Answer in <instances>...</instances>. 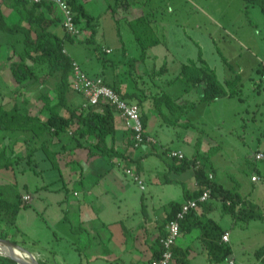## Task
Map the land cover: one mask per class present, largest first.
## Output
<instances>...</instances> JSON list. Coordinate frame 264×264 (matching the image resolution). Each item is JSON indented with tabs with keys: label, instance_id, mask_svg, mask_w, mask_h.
Segmentation results:
<instances>
[{
	"label": "rangeland",
	"instance_id": "374dc122",
	"mask_svg": "<svg viewBox=\"0 0 264 264\" xmlns=\"http://www.w3.org/2000/svg\"><path fill=\"white\" fill-rule=\"evenodd\" d=\"M84 1L86 8L96 16L95 32L92 35L90 30L84 29L75 41L67 42L70 53L83 69L91 75L103 74L109 81H117L123 91L134 94L130 97L133 101L143 99V106L153 109L151 121L165 119L160 111L174 120L180 118L162 122L161 127L154 130L159 148L162 144L164 148L182 150L190 158L194 154L209 156L216 168L217 180L223 185L251 182L254 159H249L254 157L257 149H264V11L260 5H247L244 0ZM56 9L61 15V9ZM139 17L145 19L135 24L137 30L160 40L145 57L141 56L132 30L133 21ZM55 30H61V26H56ZM107 47L113 51L107 52ZM199 51L221 81L239 78L237 95L212 102L202 101L200 92L195 90L185 95L187 84L181 79L176 81V78L181 64L189 59L196 60ZM164 64L169 70L152 76L154 69L159 70ZM72 89H69V94L79 103L83 95ZM42 90V93H49L45 87ZM0 91V107L11 109L17 102L22 105L20 96H10L6 86H1ZM21 91L28 95V90ZM166 91L175 99L183 97L184 107L173 113L163 101L157 106L155 102L159 98L154 96ZM56 93L57 90L53 95L57 99ZM193 102L196 107L188 109L187 105ZM0 130L5 138L8 137L9 130L1 127ZM14 132L26 133L22 128ZM24 137L27 140L22 139L23 147L19 144L14 145V150H11L12 146L0 147V154L4 152L3 156L0 155V163L10 159L9 166L0 167V196L12 202L17 193L24 199L30 194L32 204L26 208L22 206L15 219L13 215L0 212V235L33 252L44 264H64L67 257L76 261L79 254L73 249L77 241V234L72 232L74 220L71 223L64 218L65 206L59 211L60 190L54 189L46 194L41 184L44 180L46 182L45 172L49 171L44 165L47 161L40 160L45 153L38 151L27 156L32 147L41 146V139L34 143L28 133ZM50 147L56 151L54 146ZM57 154L54 159L57 168L53 173L58 176L62 173L68 189H71L73 182L66 172L65 161ZM151 157L164 164L172 161L165 153ZM259 163L264 164V159ZM189 170L193 175L195 169ZM261 173L264 176L263 170ZM144 178L145 195L148 196L155 184L147 173ZM163 185L172 189L175 199L183 198L189 187L181 182ZM259 199L263 200L261 194ZM210 200L213 209L209 217L222 228L226 227L229 220L232 222V215L224 211L221 199ZM48 202V209L42 207ZM239 223L238 227L229 223L232 231L230 255L218 261L212 260L207 249L198 243L203 251L197 253L193 250L188 263L230 264L233 258L237 264H264L256 255L261 246L254 248L264 241V219L253 221L250 229H244Z\"/></svg>",
	"mask_w": 264,
	"mask_h": 264
},
{
	"label": "crops",
	"instance_id": "0c3cea01",
	"mask_svg": "<svg viewBox=\"0 0 264 264\" xmlns=\"http://www.w3.org/2000/svg\"><path fill=\"white\" fill-rule=\"evenodd\" d=\"M4 8L7 9L6 14L9 15L8 21L16 23L23 22L22 18L15 10H10L6 6H4ZM55 11L57 12L58 10L55 9ZM57 16L62 18V13L60 15L57 12ZM59 25L61 26V30L57 31L62 33V21ZM1 33L2 32H0V37H2L0 39V87L6 86L10 96H20L22 105H19L18 102L16 104L21 111L25 110L37 114L42 120L46 119L49 115V111L44 108L45 101L42 97V88H47L49 94L51 93L50 96L52 97L51 100L53 103L57 102L58 99L54 98V95L56 87L60 82L59 76L61 73L57 72L53 76L48 77L45 81L26 85L19 84L16 82L9 67V56L13 55V59L17 57L14 53V45H16L18 50L22 49V43L17 42L21 37L20 35L14 37ZM15 43H18V46ZM107 49H111V52L113 51L110 47H107ZM66 50L72 55L68 47H66ZM72 57L77 60L73 55ZM89 75L102 76L107 82L116 84L121 89L123 88L117 81H109L103 74ZM72 88L71 86V89ZM21 89L28 90L26 92L28 95L21 91ZM186 92L185 95H189L188 93L194 91ZM195 92L198 93L199 91L195 90ZM168 94L172 97L171 93ZM144 97L145 99L147 98L146 94ZM67 99L72 106L83 104L84 101L82 96L80 102L76 103V98L69 94V91L67 93ZM173 99L180 104L181 107H184L185 103H183V97ZM143 105L140 106L141 113L147 114L148 116L145 130L149 135L156 138L157 143L154 145L148 142L137 148L131 145V133L126 128L123 119L117 112L115 116V140L113 144L116 147L114 150H118L119 153H114L109 149L104 152L103 148L96 145V139L94 137L74 136V132L71 129L62 132L59 138L55 137L51 140L52 146H54L56 152H58L65 161L66 172L70 182H73L71 189H68L62 173H60V176L53 173V169H56L57 166H54L47 158L45 151L43 149H37L34 152V154L38 151H43L45 153L40 157L41 161H47L44 165L45 169L49 170L45 172L47 176L46 182L44 180L41 183L42 187H45L44 191L48 194L51 190H60L61 196L60 198L58 197L60 203L59 211L64 210L63 206H65L64 218L71 223L74 220V223H72V232L77 234V241L73 244V249L78 252L79 258L74 261L67 257L64 264H147L148 261L155 256L157 250H159V237L167 230L168 216L173 208L172 203L181 204L187 200L186 195H183V198L179 197L175 199L172 189L165 188L163 184L174 185L175 182H181L189 186L187 190L191 192L197 190L199 187L200 182L196 178L195 172L191 175L192 172L189 169L183 172L175 171L172 169L170 162L164 164L151 157L152 155L161 156L156 154V151H166V156H169L168 153L170 150L177 149L164 148L161 146L162 144L159 148V139L157 134L154 133L157 127H161L164 122H168L166 112H159L165 119H161L159 122L151 121L150 115L153 109H147ZM61 113L67 115L68 112L63 108L61 109ZM169 118L173 119L172 117ZM0 133L1 148L12 146L11 150H14L15 144H19L20 147H23L24 141L22 139L25 138V133H15L13 131V133H9L6 138L2 134V130H0ZM7 141H9V143ZM153 146H155V148H153ZM258 152H264V149H257L253 155L254 157L249 159L250 161L254 159V161H252L253 173L251 175V182L237 183L231 186L223 185L217 180L216 168L210 162L209 156L203 157L199 154L193 155V157H196L199 161H205V166H207L206 176L209 177L210 174H213L214 177L211 179L213 183L221 185L225 189L234 190L244 198L243 211L238 216L230 213L232 215V222L229 220L227 226L223 228L224 233L226 231L230 233V241L225 242L230 246L232 242V231L230 229L231 227H229V223H231L230 226H237L239 223L238 221L244 219L243 222L239 223L240 226L244 229H250L253 221L264 219V217H255L258 212L262 211L264 214V181L262 184L258 183L264 180L263 173H261L262 170L264 171V164L260 165L259 163L264 158L257 159L256 154ZM35 161L37 162V160ZM29 163H31L30 160ZM37 168H39V166ZM127 168L136 169L141 173L144 188L126 173ZM146 173L150 176L151 182L155 184V187H152L148 192V196L145 195L147 187L144 177ZM255 174L258 178L254 180L253 176ZM159 193L162 195L160 196ZM260 194L263 197L262 201L259 199ZM32 199L33 197L30 202H28L29 205L32 204ZM49 204L48 202L42 205V207L48 209L50 206ZM212 209L211 200L202 203L193 214L190 215L189 219L187 218V224L188 222H203L205 219L211 218L209 216ZM258 209L260 210L258 211ZM202 226L203 223L197 225L192 224L187 230L185 227L177 241L176 247L189 249L191 254L193 250H196L197 253H202L201 251H203V248L206 246L204 237L201 236L203 230L201 229ZM198 243H201L203 248H201L200 245L198 246ZM263 244L264 241L258 243L254 247L257 248L261 246L260 249L256 250V255L260 261H264Z\"/></svg>",
	"mask_w": 264,
	"mask_h": 264
},
{
	"label": "trees",
	"instance_id": "16d2710c",
	"mask_svg": "<svg viewBox=\"0 0 264 264\" xmlns=\"http://www.w3.org/2000/svg\"><path fill=\"white\" fill-rule=\"evenodd\" d=\"M72 12L75 16L77 24L81 27V30H90L92 35L95 30L96 16L91 13L85 5L84 0H68ZM247 5L258 4L264 11V0H244ZM15 10L22 18V23L8 21L6 14V8ZM56 7L52 3L45 1L33 2L31 0H0V32L7 35L17 37L20 35V40L17 42L22 43L23 47L18 50L15 46L16 58L13 59V55L9 56V67L12 74L19 84L26 85L31 83H37L45 81L48 77L53 76L55 73H61V79L56 87L57 102L53 103L49 93H42V97L45 101L44 108L49 111V115L46 119L42 120L39 115L31 112L21 111L20 108L15 105L11 109L0 107V127L7 129L12 133L18 128L25 130V134H29L34 143L41 139L40 147H32L30 153L27 156H32L37 149H43L47 155V158L52 162L54 166H57L54 160L57 152L52 150L51 140L55 137H60V134L68 129L73 130L74 136L80 137H94L96 139V145L103 148L104 152L107 149L114 153H119L113 144L115 140V116L116 109L111 104L101 101L98 105L84 106L80 104L78 106H72L67 99V93L71 89V77L73 71L74 58L69 53H65L64 50L67 47V42L75 41L77 36H72L63 27V32L59 33L54 28L59 26L62 21L60 16H57L55 11ZM144 17H139L132 24V30L136 35V40L141 50V56L145 57L150 48L158 45L160 40L158 38L147 36L137 30L135 24L144 21ZM18 43L17 44L18 46ZM14 54V55H15ZM168 66L165 64L160 67L159 70H155L152 76L161 75L167 72ZM181 79L187 84L186 91L197 90L200 92V99L206 102H212L214 100L233 97L237 95V83L239 85V78L226 79L224 82L218 78L216 71L209 67L206 60L203 57L201 51H199L198 58L189 59L181 64V70L176 78V81ZM106 81V80H105ZM106 83L112 86L123 98L130 102H135L130 97L134 94H129L123 91L116 84ZM159 98L155 103L160 105L166 103L170 111L179 110L182 107L178 104L167 92H163L161 95L154 96ZM138 103L139 106L143 105V99ZM196 107V103H190L188 109ZM65 108L67 115L61 113V109ZM162 110V109H161ZM161 113L163 111H160ZM147 114H142L144 126L147 122ZM167 121H178L180 118L170 119L167 117ZM50 135V136H49ZM26 141V137L24 138ZM111 142V143H110ZM131 145H134V141L131 140ZM150 143V142H148ZM50 144V145H49ZM154 145V143H152ZM156 144V143H155ZM155 148V146H153ZM167 154L166 151H156V154ZM185 154V153H184ZM0 155H4L2 152ZM10 158V157H8ZM170 164L172 169L178 172H183L189 168L195 169L196 178L200 184L195 191H185L187 199L198 197L204 189L211 188L212 199H221V206L224 211L233 213L238 216L243 211L244 198L234 190L225 189L221 185H216L206 176L205 161L201 162L196 157H188L185 155L183 158L171 157ZM204 159V158H203ZM199 162V163H198ZM10 159L0 163V167L9 166ZM1 194V193H0ZM14 201H9L0 196V212L8 213L14 216V219L18 215L22 206L25 208L30 206L29 203L21 196L16 194ZM232 200L231 204L224 202L225 200ZM172 212L168 216V222L171 218L175 217L177 211L180 209V203H172ZM240 206V207H239ZM239 207V208H238ZM195 210L190 212L187 217L181 222V231L191 227L192 224H202L201 229L205 240V248L212 260L218 261L222 258H226L231 254L232 248L229 244L222 240L224 233L223 228L212 218H207L203 222L189 223L187 220ZM263 218L264 214L258 212L255 217ZM245 217V215H244ZM188 218V219H187ZM166 235V232L159 237V243L161 244V238ZM4 238V235H0ZM159 244V245H160ZM261 251V250H260ZM174 261L173 264H189V249H182L176 247L173 248ZM161 253V247L157 250L155 256L151 258L147 264H150L151 260L157 258ZM1 264H18L15 260L1 256ZM41 262V261H40ZM42 263V262H41ZM44 264V263H42Z\"/></svg>",
	"mask_w": 264,
	"mask_h": 264
},
{
	"label": "built area",
	"instance_id": "2783aa9c",
	"mask_svg": "<svg viewBox=\"0 0 264 264\" xmlns=\"http://www.w3.org/2000/svg\"><path fill=\"white\" fill-rule=\"evenodd\" d=\"M34 2L45 1L52 3L55 7L60 8L63 16V27L72 36H78L82 30L77 24L75 16L72 12L68 0H32ZM68 54L67 50H64ZM107 52H111V49H107ZM72 71V87L73 89L81 93L85 97L83 105H98L101 101H105L115 107L116 112L121 116L126 128L130 131L134 146L137 148L140 145L150 142L157 143L155 137L149 135L144 126L142 119V113L140 106L136 102H130L123 98L112 86L108 85L102 76H90L81 66L77 60H73ZM170 157L183 158L185 154L180 150H170ZM257 159H263L264 153L258 152L256 154ZM199 163V162H198ZM126 173L137 183L141 184L144 188L143 179L140 172L133 168H127ZM213 174L209 175V179H212ZM256 175L253 179H257ZM25 200L29 201L30 195L24 196ZM212 199L211 188L207 187L196 198L187 199L182 202L180 209L177 211L175 217L171 218L167 224L166 235L161 238V253L157 258L151 260L150 264H173L174 252L173 248L177 244L178 239L181 236V222L187 215L196 210L202 203H206ZM222 202V200H221ZM227 204H231L232 200H225ZM224 242L230 241V233L226 231L222 235ZM230 264H237L235 259H231Z\"/></svg>",
	"mask_w": 264,
	"mask_h": 264
},
{
	"label": "water",
	"instance_id": "95a60500",
	"mask_svg": "<svg viewBox=\"0 0 264 264\" xmlns=\"http://www.w3.org/2000/svg\"><path fill=\"white\" fill-rule=\"evenodd\" d=\"M5 246H7L8 251L2 250ZM20 252H23L25 256L21 255ZM0 255L9 257L18 264H42L33 252L9 238L0 237Z\"/></svg>",
	"mask_w": 264,
	"mask_h": 264
},
{
	"label": "bare ground",
	"instance_id": "6f19581e",
	"mask_svg": "<svg viewBox=\"0 0 264 264\" xmlns=\"http://www.w3.org/2000/svg\"><path fill=\"white\" fill-rule=\"evenodd\" d=\"M2 250H6V251H8V248H7V246L3 247V248H2ZM20 253H21V255H23V254H24L23 252H20ZM23 256H25V255H23Z\"/></svg>",
	"mask_w": 264,
	"mask_h": 264
}]
</instances>
